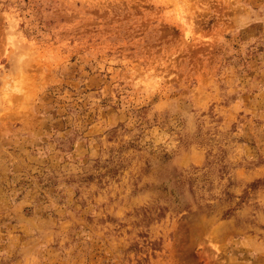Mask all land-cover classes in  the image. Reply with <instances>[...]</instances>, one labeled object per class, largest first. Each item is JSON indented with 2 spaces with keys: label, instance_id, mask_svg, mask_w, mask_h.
Masks as SVG:
<instances>
[{
  "label": "rangeland",
  "instance_id": "374dc122",
  "mask_svg": "<svg viewBox=\"0 0 264 264\" xmlns=\"http://www.w3.org/2000/svg\"><path fill=\"white\" fill-rule=\"evenodd\" d=\"M0 264H264V0H0Z\"/></svg>",
  "mask_w": 264,
  "mask_h": 264
}]
</instances>
